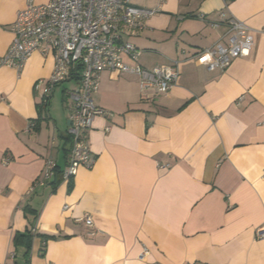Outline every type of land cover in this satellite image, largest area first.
Listing matches in <instances>:
<instances>
[{"label": "crops", "instance_id": "0c3cea01", "mask_svg": "<svg viewBox=\"0 0 264 264\" xmlns=\"http://www.w3.org/2000/svg\"><path fill=\"white\" fill-rule=\"evenodd\" d=\"M27 1L0 0V57ZM131 4L159 9L126 37L141 65L178 62L179 81L154 95L136 77L104 72L94 97L103 113L85 133L96 163L71 181L55 171L37 184L48 160L60 172L68 165L66 92L76 83L57 86L42 105L46 84L35 85L51 77V55L36 51L20 73L0 69V264H264L256 237L264 227V0ZM226 9L251 29L254 46L211 72L193 57L227 43V28L212 27ZM29 232L26 256L15 237Z\"/></svg>", "mask_w": 264, "mask_h": 264}, {"label": "built area", "instance_id": "2783aa9c", "mask_svg": "<svg viewBox=\"0 0 264 264\" xmlns=\"http://www.w3.org/2000/svg\"><path fill=\"white\" fill-rule=\"evenodd\" d=\"M158 13L159 9L135 7L131 0H49L44 5L28 0L26 7L17 13L11 28L14 39L7 53L0 57V69L11 68L20 73L36 51L51 55L54 60L51 77L35 85L38 91L46 84L42 105L49 103L57 86L76 83L66 92L71 103L68 130L71 148L68 165L62 171L64 181H71L80 168L92 169L96 163L85 133L103 113L94 97L104 72L136 77L142 91L152 90L154 95H167L177 85L181 74L178 62L173 67L146 69L140 63L142 52L126 40L143 31L146 21ZM219 18L220 22L212 27L227 28V43L218 42L193 57L211 72L226 71L234 60L248 56L254 46L251 29L244 22L227 9L220 11ZM56 169V164L48 160L37 184L46 186ZM82 220L88 227L93 226L91 216ZM256 237L264 239V227L257 230ZM147 253L145 250L143 254Z\"/></svg>", "mask_w": 264, "mask_h": 264}, {"label": "trees", "instance_id": "16d2710c", "mask_svg": "<svg viewBox=\"0 0 264 264\" xmlns=\"http://www.w3.org/2000/svg\"><path fill=\"white\" fill-rule=\"evenodd\" d=\"M69 142L71 143L70 137H69ZM56 172L59 173V175L62 178V172L58 171L57 169H56ZM32 238H33V235L30 232L25 233V234H17L15 237V244L20 247L22 246L26 249V254H25L26 256H29ZM28 262H29V259L27 261V264Z\"/></svg>", "mask_w": 264, "mask_h": 264}, {"label": "rangeland", "instance_id": "374dc122", "mask_svg": "<svg viewBox=\"0 0 264 264\" xmlns=\"http://www.w3.org/2000/svg\"><path fill=\"white\" fill-rule=\"evenodd\" d=\"M57 97H58V96L56 95L55 98H57ZM58 98H59V97H58ZM60 109H62V111H67L66 108H65V106L63 105L62 102L60 103Z\"/></svg>", "mask_w": 264, "mask_h": 264}]
</instances>
